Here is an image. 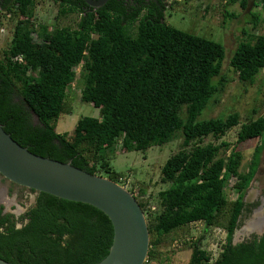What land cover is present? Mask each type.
Segmentation results:
<instances>
[{
    "label": "trees",
    "instance_id": "trees-1",
    "mask_svg": "<svg viewBox=\"0 0 264 264\" xmlns=\"http://www.w3.org/2000/svg\"><path fill=\"white\" fill-rule=\"evenodd\" d=\"M37 1L0 0V17L14 22L11 43L0 59V124L5 131L33 154L114 182L124 177L111 167V154L121 144L123 151L145 153L182 133V149L161 170L162 183L171 186L158 194L156 210L147 219L151 241L145 264L159 260L167 237L201 222L206 229L222 228L226 240L216 259L202 238L185 242L191 250L189 264H264V234L234 244L264 142L246 173L240 172L238 148L204 143L208 137L221 140L237 126V145L264 136V114L246 123L238 112L200 120L229 83L222 73L226 48L168 24L166 13L178 0H110L99 9L85 0H50L59 7L57 20L80 17L76 29L35 24ZM238 2L248 6L247 0L227 4ZM255 7L264 13V0H256ZM226 17L236 15L227 12ZM253 18L256 30L261 19ZM244 34L248 38L237 45L230 67L242 83L253 85L264 70V35ZM75 83L81 101L98 109L99 118L82 117L72 135L61 134L58 122L72 113L68 101ZM222 150L230 151L220 156ZM233 178L238 197L230 202L226 190ZM36 194V203L20 217L0 207L1 259L98 264L109 254L114 229L102 211ZM139 203L147 210L148 203Z\"/></svg>",
    "mask_w": 264,
    "mask_h": 264
},
{
    "label": "rangeland",
    "instance_id": "rangeland-1",
    "mask_svg": "<svg viewBox=\"0 0 264 264\" xmlns=\"http://www.w3.org/2000/svg\"><path fill=\"white\" fill-rule=\"evenodd\" d=\"M227 1L178 0V4L167 11L166 20L168 24L179 30L212 39L226 48L227 54L222 73L227 77L229 83L222 94L218 96V102L213 103L205 110L200 120H209L226 116L231 112H238L241 117V123H246L250 119L258 118L264 114V70L257 76L253 85L242 83L238 75L230 67V59L237 49V45L248 38L244 31L256 35H264V13L260 7H255L256 0H247L248 6L245 9L239 2L234 5H228ZM58 10V5L52 1L38 0L35 10V24L46 25L49 29L54 27L76 29L80 17L73 14L57 20ZM227 12L235 14L236 18L228 19L226 17ZM253 15L261 19L256 30H253ZM13 30L14 22L0 17V59H3V53L11 43ZM80 72L81 67L77 69V75ZM73 86L74 95H71L68 101V107L72 113L63 114L58 122L57 132L61 134L69 133L72 135L78 120L82 117L99 118L98 109L81 101L80 86L76 83ZM254 111H256L255 115L253 114ZM184 114L185 110L182 116ZM239 130L240 126H237L221 140L215 141L213 137H208L204 140V143L221 144L224 142L230 145V150L238 148L243 157L240 172L246 173L256 147L264 142V136L261 139H253L237 145ZM182 143L183 135L178 133L170 143L161 147H153L145 153L126 152L121 150L123 149L121 146V148H117L111 154V167L116 172L124 174V177L130 178L131 187L140 192L141 198L138 199L139 202L157 207L158 194L171 186L161 181L162 167L168 158L182 149ZM229 151L224 152L222 150L220 156L228 155ZM236 183L237 180L233 178L226 190L227 198L230 202L235 201L238 197L235 191ZM35 197L34 194L15 186L0 175V207H4V213H11L16 217H20L35 204ZM244 199L246 203L253 201L259 204L264 200V150L256 176L247 189ZM260 207L263 209L264 204ZM260 210L257 209L255 213ZM248 217V215L241 216V231L235 237L236 243L253 237L251 232H249L253 223L247 225ZM260 218L264 221V213H262ZM256 221L262 224L260 219ZM226 235L227 233L222 228L206 229L202 222L192 224L167 237L165 243L159 248V260L150 264H189L191 250L185 242L196 241L201 238L204 249L211 253L212 258L215 259L221 250L222 243L226 240ZM175 243L178 246H175Z\"/></svg>",
    "mask_w": 264,
    "mask_h": 264
},
{
    "label": "water",
    "instance_id": "water-1",
    "mask_svg": "<svg viewBox=\"0 0 264 264\" xmlns=\"http://www.w3.org/2000/svg\"><path fill=\"white\" fill-rule=\"evenodd\" d=\"M110 0H85L99 9ZM1 9V8H0ZM0 175L11 183L57 198L83 203L102 211L114 229L109 254L98 264H145L150 250V232L139 201L124 187L98 175H92L71 163H62L31 153L18 144L0 124ZM36 203V201H35ZM262 216L261 210L248 222ZM22 224H18L21 228ZM241 231L239 228L234 236ZM259 238L264 225L251 231ZM249 239V238H248ZM0 264H13L0 258Z\"/></svg>",
    "mask_w": 264,
    "mask_h": 264
},
{
    "label": "flooded vegetation",
    "instance_id": "flooded-vegetation-1",
    "mask_svg": "<svg viewBox=\"0 0 264 264\" xmlns=\"http://www.w3.org/2000/svg\"><path fill=\"white\" fill-rule=\"evenodd\" d=\"M133 1V0H132ZM18 186V185H17ZM18 187H20V186H18ZM20 188H22V187H20ZM28 190H30V189H28ZM28 190H26V191H28ZM29 192V191H28ZM32 194H34L36 197H35V201H36V198H37V194L36 193H32ZM247 208L245 209V211H244V213H243V215H248L249 217L247 218L248 220H247V225H248V222H250L252 219H253V217H254V215L256 214L255 212H256V210L257 209H261V211H262V213H264V207H263V209L260 207L262 204H264V200H263V202L261 203V204H259V203H254L253 201H248L247 203ZM32 207V206H31ZM30 207V208H31ZM29 208V209H30ZM28 209V210H29ZM27 210V211H28ZM242 215V216H243ZM244 219L246 220V217L244 216ZM244 220V221H245ZM260 221H262V220H260ZM262 224L264 225V221H262ZM242 227V226H241ZM254 228H259V222H255V223H253V225L250 227V230L252 231ZM251 231H249V232H251ZM253 236V235H252ZM250 239V238H249ZM248 240V239H247Z\"/></svg>",
    "mask_w": 264,
    "mask_h": 264
},
{
    "label": "built area",
    "instance_id": "built-area-1",
    "mask_svg": "<svg viewBox=\"0 0 264 264\" xmlns=\"http://www.w3.org/2000/svg\"><path fill=\"white\" fill-rule=\"evenodd\" d=\"M19 60L21 61L22 59L19 58ZM122 145V144H121ZM120 145V146H121ZM119 185H121L122 187H124L126 190H128L134 197H136L137 199H140V193L139 191H136L135 189H133L131 187V181L130 178L128 179V177H121L119 179V182H117ZM156 207L151 206V204H149V206L147 207V210L144 211L146 218H149L150 215V211H155ZM218 257V255H216L215 259Z\"/></svg>",
    "mask_w": 264,
    "mask_h": 264
},
{
    "label": "bare ground",
    "instance_id": "bare-ground-1",
    "mask_svg": "<svg viewBox=\"0 0 264 264\" xmlns=\"http://www.w3.org/2000/svg\"><path fill=\"white\" fill-rule=\"evenodd\" d=\"M254 223H255V222H254ZM261 225H262V224H259V227H260ZM254 229H257V228H254ZM254 229H253V230H254ZM250 231H251V230H250Z\"/></svg>",
    "mask_w": 264,
    "mask_h": 264
},
{
    "label": "clouds",
    "instance_id": "clouds-1",
    "mask_svg": "<svg viewBox=\"0 0 264 264\" xmlns=\"http://www.w3.org/2000/svg\"><path fill=\"white\" fill-rule=\"evenodd\" d=\"M120 144H121V143H120ZM120 144H119V145H120ZM121 146H122V145H121ZM121 146H120V147H121ZM116 183H117V182H116ZM135 198H136V197H135ZM136 199H137V198H136ZM137 200H138V199H137ZM147 221H148V220H147Z\"/></svg>",
    "mask_w": 264,
    "mask_h": 264
}]
</instances>
